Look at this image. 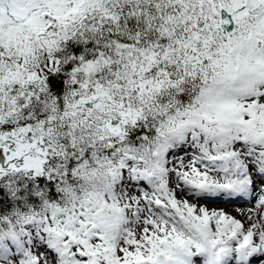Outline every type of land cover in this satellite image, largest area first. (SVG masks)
I'll return each mask as SVG.
<instances>
[{"label":"snow or ice","instance_id":"snow-or-ice-1","mask_svg":"<svg viewBox=\"0 0 264 264\" xmlns=\"http://www.w3.org/2000/svg\"><path fill=\"white\" fill-rule=\"evenodd\" d=\"M0 264H264V0H0Z\"/></svg>","mask_w":264,"mask_h":264},{"label":"rangeland","instance_id":"rangeland-1","mask_svg":"<svg viewBox=\"0 0 264 264\" xmlns=\"http://www.w3.org/2000/svg\"><path fill=\"white\" fill-rule=\"evenodd\" d=\"M219 207H224V208H226V207H232V208H233L232 205H224V204H221V206H219ZM230 211H231V210H230Z\"/></svg>","mask_w":264,"mask_h":264},{"label":"bare ground","instance_id":"bare-ground-1","mask_svg":"<svg viewBox=\"0 0 264 264\" xmlns=\"http://www.w3.org/2000/svg\"><path fill=\"white\" fill-rule=\"evenodd\" d=\"M218 206H221V204L220 205H218ZM228 210H232V207H226Z\"/></svg>","mask_w":264,"mask_h":264}]
</instances>
